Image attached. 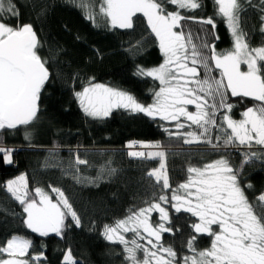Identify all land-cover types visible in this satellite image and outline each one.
Instances as JSON below:
<instances>
[{"label":"snow or ice","instance_id":"obj_1","mask_svg":"<svg viewBox=\"0 0 264 264\" xmlns=\"http://www.w3.org/2000/svg\"><path fill=\"white\" fill-rule=\"evenodd\" d=\"M67 2L86 9V19L94 24L97 15L102 16L111 29H132L134 18L140 14L158 40L163 55V63L159 66L139 67L136 73L159 81V90L153 92V103L144 105L129 92L96 83L93 77L81 91L74 93L86 116L103 119L111 116L114 109H125L153 119L174 121L176 131L169 128L164 131L169 137L183 138L185 144L204 142L213 148L219 147L212 142V131L219 129L224 134L225 147L247 149L238 168L223 156L200 167L189 166L187 179L173 190L167 171L168 153L163 145L158 141L130 142L129 147L141 144L146 149H156L133 151L128 155L141 160L158 159L159 166L146 175L172 194L158 195L145 207L130 211L112 225H104L103 237L123 246L128 264H264V191L253 203L246 194V189H252L253 185H242L241 181L245 165L257 160L264 162V44L251 46L248 33L241 27L243 3H250V0H243V3L242 0H213L215 15L226 22L232 38V48L221 52L216 51L215 44L206 41L196 44L191 31L184 30L182 21L196 18L185 16L180 10L201 9L202 0ZM173 5L178 10L169 11L168 6ZM20 15L14 0H0V130L29 126L37 120L41 95L52 75L48 59L41 55L44 45L36 28L32 23H20ZM5 16L17 23L4 22ZM197 22L216 27L213 17L200 18ZM261 24L260 31L264 34V17H261ZM205 50L210 54L206 55ZM242 65L246 70H242ZM213 69L219 70V78L212 75ZM229 95L250 98L255 103L241 113V119H234L231 113L235 105L228 101ZM189 105H195L196 111H189ZM218 112H222L219 123ZM182 117L190 122L189 128L195 126L196 130L181 131L185 128ZM26 138H30L29 133ZM215 139L219 141L221 137ZM254 146H259L261 151H253ZM14 151L0 146V162L12 165ZM81 165L87 167L89 161L81 159L77 152L73 179L78 183L96 184L97 178L79 175ZM115 172L116 169L106 164L100 178ZM4 187L23 206V223L33 232L41 236L49 233L63 236L69 217L76 227L81 226L80 217L60 188L50 187V192L58 197L54 201L49 191L41 187L30 190L27 174L7 180ZM170 202L176 213L185 212L198 218V222L190 225L195 234L186 241L191 254L180 256L172 246L162 242L164 233H173L171 217L163 206ZM153 212L159 213V222L155 225L150 222ZM127 233L132 234L131 239ZM198 235L210 237V246L198 249ZM31 247V240L12 235L0 244V264L40 261L43 253L31 256ZM63 264H78L71 248L63 256Z\"/></svg>","mask_w":264,"mask_h":264},{"label":"trees","instance_id":"obj_2","mask_svg":"<svg viewBox=\"0 0 264 264\" xmlns=\"http://www.w3.org/2000/svg\"><path fill=\"white\" fill-rule=\"evenodd\" d=\"M14 3L21 14L19 22L32 23L36 28L44 45L41 55L48 59L52 75L42 92L37 120L29 126L0 130V146L15 149L12 165L0 162V244L12 235L31 240L30 255L43 253L41 260L34 264H63L68 248L78 264H128L123 246L103 237L104 225H112L130 211L145 207L158 195L172 194L146 175L159 166V160L129 156L130 142L158 141L163 145L168 153L167 171L173 190L185 182L189 166L200 167L223 156L238 168L247 149L225 147L224 134L219 129L212 131V142L219 145L213 148L204 142L185 144L183 138L169 137L164 131L167 125L159 117L153 119L125 109H114L111 116L103 119L84 114L74 93L81 91L93 77L96 83L129 92L144 105L153 103V92L159 90V81L136 73L139 67L159 66L163 55L158 40L140 14L134 18L132 29H111L102 16L97 15L94 24L86 19V9L67 0H14ZM202 3L201 9L180 10L183 15L196 18L182 21L184 30L191 31L193 42L198 45L206 41L215 44L217 52L231 49L230 32L226 22L215 15L213 0H202ZM243 9L241 27L248 33L250 45L264 44V34L260 31L264 3L250 0L243 3ZM168 10L178 9L173 5L168 6ZM207 17L215 19V29L197 22ZM4 22L17 23L9 16L4 17ZM205 54L210 53L205 50ZM203 74L202 70L201 76ZM212 74L218 77L219 70L213 69ZM228 101L235 105L231 113L234 119H241V113L255 103L250 98L230 95ZM216 118L221 122L222 112H218ZM26 133L30 138H26ZM217 136L221 137L219 141L215 139ZM252 150L261 151L258 146ZM77 152L81 159L89 161V166H79V175L97 178L96 184L78 183L73 179ZM106 164L116 172L100 178ZM21 174H27L30 190L41 187L49 191L54 201L58 197L50 192V187L60 188L80 217L81 226L76 227L69 217L63 236L55 233L41 236L28 229L23 223V206L4 187L7 180ZM241 181L242 185H253L252 189H246V194L255 203V197L264 191V162L257 160L245 165ZM165 207L171 217L173 233L163 234V244L172 246L180 256L191 254L186 241L195 234L190 225L198 222V218L185 212L176 213L171 202ZM153 213L150 220L155 225L159 217L157 212ZM126 236L132 238L131 233ZM210 242V237L198 235L196 247L205 249Z\"/></svg>","mask_w":264,"mask_h":264},{"label":"rangeland","instance_id":"obj_3","mask_svg":"<svg viewBox=\"0 0 264 264\" xmlns=\"http://www.w3.org/2000/svg\"><path fill=\"white\" fill-rule=\"evenodd\" d=\"M151 69V68H150ZM242 70H246V67L245 66H243L242 65ZM213 73V72H212ZM213 75V74H212ZM217 78H219V75H218V77ZM102 84V83H101ZM109 86V85H108ZM109 87H112V86H109ZM115 88V87H114ZM188 107V110L189 111H192V112H194V111H196V108H195V105H189V106H187ZM181 122L182 123H185V128L184 129H182L181 131H193V130H196L195 129V126H193V127H191V128H189L187 125H188V123H190V122H188V121H186L183 117L181 118ZM165 123H166V127L167 128H169V129H171L172 131H176V129H175V122L174 121H165ZM230 131V130H229ZM143 143H145V142H143ZM259 147V146H258ZM130 149H131V152H133V151H153V150H156V149H146V148H144V147H142L141 146V144H133L131 147H130ZM164 207H165V205H163ZM154 213H152L151 214V216L153 215ZM157 214H158V217H159V213L157 212ZM152 220H150V222H151ZM158 222H159V218H158ZM49 234H51V233H49Z\"/></svg>","mask_w":264,"mask_h":264}]
</instances>
